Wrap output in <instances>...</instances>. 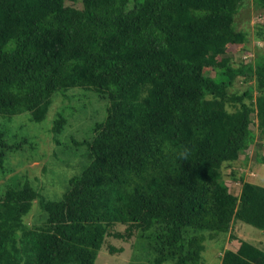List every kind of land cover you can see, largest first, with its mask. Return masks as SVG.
Returning <instances> with one entry per match:
<instances>
[{"label":"trees","instance_id":"1","mask_svg":"<svg viewBox=\"0 0 264 264\" xmlns=\"http://www.w3.org/2000/svg\"><path fill=\"white\" fill-rule=\"evenodd\" d=\"M252 1L264 13V0ZM80 3L0 0L1 116L27 110L42 120L57 90L87 89L107 101L91 137L73 140L85 143L89 160L60 197L27 177L7 183L0 264H94L117 222L152 235L153 264H198L204 240L233 220L264 231V185L241 174L234 193L223 172L256 140L254 116L264 136V55L234 66L227 52L247 40L235 25L244 0ZM256 37L264 40V27ZM238 76L253 82L231 91ZM66 121L58 112L54 135ZM11 135L0 128V166L35 144ZM34 199L42 220L30 225L24 215ZM220 264H264V248L242 238Z\"/></svg>","mask_w":264,"mask_h":264},{"label":"rangeland","instance_id":"2","mask_svg":"<svg viewBox=\"0 0 264 264\" xmlns=\"http://www.w3.org/2000/svg\"><path fill=\"white\" fill-rule=\"evenodd\" d=\"M66 2L77 6L81 4L80 0ZM235 25L246 31L247 40L229 46L227 52L232 64L237 66L242 61L264 55V40L256 37L258 30L264 27V13L254 6L252 0H244L235 15ZM208 72L215 74L213 69ZM251 82L253 80L245 82L238 76L230 86L231 91L241 92ZM61 92L57 90L52 93V102L42 120L30 119L27 110L14 115L11 121L0 115V128L7 129L11 137V134L20 132V135L27 134L35 140L33 146L26 144L22 149L7 153L0 166V194L7 183L27 177L41 194L58 198L65 190L68 178L78 173L88 162V148L85 143L74 145L73 140L91 137L95 121L106 115L107 101L96 96V92L82 88L66 90L68 96L60 94ZM58 112H62L67 121L63 129L54 135L51 126ZM251 128L257 134L256 140L223 169L225 181L234 193L240 190L241 174L246 180L264 185V160L260 158L264 156V136H259L255 116ZM6 139L9 138L6 136ZM57 140L60 142L57 143ZM24 220L30 225L42 220L37 199L33 200ZM230 233L234 237L230 238ZM216 235L204 240V249L201 250L198 264H220L224 248H236L242 238L264 248V231L242 220H233L228 231ZM151 238L152 235L147 234V231L135 227L129 231L126 223L117 222L108 228L94 264H153L156 250ZM162 264L176 262L174 258H168Z\"/></svg>","mask_w":264,"mask_h":264}]
</instances>
